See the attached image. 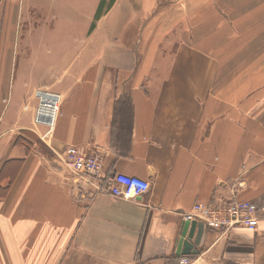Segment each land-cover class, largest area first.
<instances>
[{"label": "crops", "instance_id": "crops-1", "mask_svg": "<svg viewBox=\"0 0 264 264\" xmlns=\"http://www.w3.org/2000/svg\"><path fill=\"white\" fill-rule=\"evenodd\" d=\"M124 1L127 41L109 40L114 5L88 29L96 10L75 8L85 20L69 21L65 40L40 10L19 59V0H0V264H264V214L254 229L204 226L177 253L195 202L264 203V0ZM37 88L61 95L43 139ZM125 97L127 124L116 112ZM68 146L99 153L106 177L146 180L147 192L99 190L62 166Z\"/></svg>", "mask_w": 264, "mask_h": 264}, {"label": "built area", "instance_id": "built-area-1", "mask_svg": "<svg viewBox=\"0 0 264 264\" xmlns=\"http://www.w3.org/2000/svg\"><path fill=\"white\" fill-rule=\"evenodd\" d=\"M37 104L33 123L45 127L42 139L53 130L60 109L61 95L46 88L34 91ZM62 166L70 173L95 181L96 187L110 195L130 199L147 192L149 184L146 180L122 173L106 177L102 173V157L99 153L85 154L80 148L68 146L61 155H57ZM264 214V203L255 204L249 200H232L219 204L195 202L192 210L187 212L184 220L202 222L205 227L224 228L226 230L244 227L254 229L260 216ZM180 264H193L189 258L182 257Z\"/></svg>", "mask_w": 264, "mask_h": 264}, {"label": "rangeland", "instance_id": "rangeland-1", "mask_svg": "<svg viewBox=\"0 0 264 264\" xmlns=\"http://www.w3.org/2000/svg\"><path fill=\"white\" fill-rule=\"evenodd\" d=\"M108 1L109 0H105V4ZM170 1L171 0H154L153 6L156 9L161 10L164 5L168 4ZM114 2L115 0H113L112 5L109 7V9H111L114 5L111 11L109 12L106 21V25L109 27V40L111 41L116 38V36L118 37L123 34H126L125 41H127V38H129L127 35L129 34L130 36L131 34H127V32L125 33V30L130 29L132 27L129 22L132 21L131 14L134 12V9L133 6L130 5L133 4L132 2H130V5L127 6L124 0H117L115 4ZM19 4L21 8V14H23V16L21 18L19 17V22L17 23V25L14 26V31L16 32V44L18 46L17 56L20 59L22 55V49L25 44L24 36L27 31V26H36L39 20L42 19L40 17H37V12H40V10H44L46 12H49V14H56L57 16L55 17V19L51 16L46 17L45 20L47 21V24L45 25L49 26L48 24L53 22V26L55 27V36L57 38L60 37L62 40H65L67 38L64 37V33L65 31H68L70 29L69 21H76L79 26H82V21L85 20L84 16H74L71 12H74L75 8H80L82 15H86V12H88L89 8H91V10L97 9L99 0L81 2H77L76 0H19ZM129 8H131V10H128ZM93 21H95V18L92 19V21L87 25V29L90 27ZM49 90L52 91V89ZM41 128L42 131L45 130L44 127ZM37 148L40 151L45 149L39 144H37Z\"/></svg>", "mask_w": 264, "mask_h": 264}, {"label": "water", "instance_id": "water-1", "mask_svg": "<svg viewBox=\"0 0 264 264\" xmlns=\"http://www.w3.org/2000/svg\"><path fill=\"white\" fill-rule=\"evenodd\" d=\"M203 231L204 225L202 222L196 220L182 222L179 229L177 253H189L193 246L191 243L192 238L194 237L193 242L197 244Z\"/></svg>", "mask_w": 264, "mask_h": 264}, {"label": "trees", "instance_id": "trees-1", "mask_svg": "<svg viewBox=\"0 0 264 264\" xmlns=\"http://www.w3.org/2000/svg\"><path fill=\"white\" fill-rule=\"evenodd\" d=\"M112 2H113V0H109L106 4H105V0H100L99 1V4H98V6H97V9H96V13H95V16H94V18H95V20L96 19H99V17L102 15V14H104L108 9H109V7L112 5ZM94 27V23H92L91 24V28H93ZM131 104H130V102H129V99H127L126 97L123 99V100H121L119 103H118V105L116 106L117 107V110H116V112L118 113V114H120V115H122V118H123V122L125 123V124H127L128 123V121L130 120V106ZM124 140V139H123ZM39 145H41V147H44L45 149H47L46 148V146L44 145V143L41 141V140H39V143H38ZM42 150L46 155H51V153L50 152H48V150Z\"/></svg>", "mask_w": 264, "mask_h": 264}]
</instances>
